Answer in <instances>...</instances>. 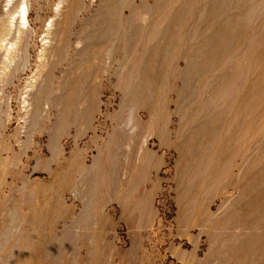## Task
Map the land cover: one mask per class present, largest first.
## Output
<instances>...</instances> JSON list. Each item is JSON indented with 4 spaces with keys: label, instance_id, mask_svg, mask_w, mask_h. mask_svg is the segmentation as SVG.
Segmentation results:
<instances>
[{
    "label": "rangeland",
    "instance_id": "rangeland-1",
    "mask_svg": "<svg viewBox=\"0 0 264 264\" xmlns=\"http://www.w3.org/2000/svg\"><path fill=\"white\" fill-rule=\"evenodd\" d=\"M57 2L0 80V264H264V0H80L35 102Z\"/></svg>",
    "mask_w": 264,
    "mask_h": 264
},
{
    "label": "bare ground",
    "instance_id": "bare-ground-1",
    "mask_svg": "<svg viewBox=\"0 0 264 264\" xmlns=\"http://www.w3.org/2000/svg\"><path fill=\"white\" fill-rule=\"evenodd\" d=\"M64 1H66V4H64ZM64 1L63 0H58L57 7L55 9V14H54V16L59 15L61 18H59L58 20H55L52 17L53 19L50 20V23L47 26H45V30H43L45 35H44V37L42 39L43 43H42V48L40 49V53H39V60H38L39 63H38V66H36V70L33 71L32 75H30L31 76L30 77L31 88L34 89V94H32V95H33V98L36 100L35 102H37V100L39 102H41V99H42L43 95L47 92L45 90L46 85L44 84V82L47 79L51 82V80L49 79V76H51L50 73H52L51 71L47 70L45 74L43 73L44 77H42V80H40V76L42 74V70L44 71L45 67H46V64H48L47 63L48 62L47 59L49 58L48 56H50V54H52V52L55 49L54 46L52 45V43H53L52 40L55 38L54 35H59L60 39L64 38L63 36H65V32L67 30L68 23L72 20V18H74L73 15L77 14L75 12L80 8V5H81L80 0H64ZM4 5H5L4 7H6V8L5 9L3 8L4 11L0 12V80L1 81H3V79L6 76L8 77L9 73H12L14 71V74H15V73H18L19 70H21V68L23 67V65L25 63V61H24V58H25L24 57V49H25L26 38H27L28 35L31 36V34L33 32H35V30L33 29L32 25L30 23V19H29V17H30L29 16L30 0H6V4H4ZM133 22H134V20H133ZM141 22H143V21H141ZM53 25H54V29L52 28ZM138 26H141V25H138ZM136 29L140 30L141 28H136ZM68 30H70V29H68ZM65 41H66V37H65ZM152 52H154V51H152ZM152 52H151V54H152ZM93 56H94V54H93ZM148 56H150V55H148ZM154 56H156V55H154ZM95 57H97V56L95 55ZM92 58H94V57H92ZM151 58H152V56H151ZM93 60H95V59H93ZM96 60H95V62H93V61H91V62H93L94 64L98 63V62H96ZM147 60L148 61L145 64H147L148 68L151 70V68L154 66V65L153 66L151 65L152 64L151 62H153L152 60L155 61V59L149 60L148 57H147ZM94 66H96V65H94ZM37 67H40L41 71ZM79 68H80V66H79ZM81 68H82V66H81ZM89 68H91V67H89ZM143 69H144V66H143ZM148 70L145 69L144 71H142V74H144L145 71H148ZM96 82H97V80H96ZM146 83H147V81H146ZM95 86H97V85H95ZM73 92H74V90H73ZM68 93L69 92H67V95H68ZM72 93H71V95H72ZM74 93H73V95H74ZM92 94H94V93H92ZM65 98L68 99V96L65 97ZM69 98H71V97H69ZM67 102H68V100H67ZM36 105H37V107H39V105L37 103H36ZM66 105H69V103L66 104ZM131 112L132 111L130 110V113ZM35 116H37V115H35ZM33 117H34V115H33ZM150 118L151 119L153 118L152 117V112H151V117ZM151 119L149 120L150 121L149 122V124H150L149 126L150 127H153V126L156 127L157 125H154ZM62 121H64V119ZM65 121H66V119H65ZM135 127H136V125H135ZM146 135H148V134H146ZM146 135L144 136V139H145ZM145 140L147 141V139H145ZM145 140L143 141V143H145V145H146V141ZM142 145H144V144H142ZM127 149H128V147H127ZM142 149L143 148L141 146L140 151H142ZM57 152H59V150ZM143 152H144V150H143Z\"/></svg>",
    "mask_w": 264,
    "mask_h": 264
}]
</instances>
